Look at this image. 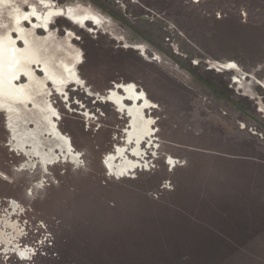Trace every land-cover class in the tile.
Wrapping results in <instances>:
<instances>
[{
  "label": "rangeland",
  "instance_id": "374dc122",
  "mask_svg": "<svg viewBox=\"0 0 264 264\" xmlns=\"http://www.w3.org/2000/svg\"><path fill=\"white\" fill-rule=\"evenodd\" d=\"M51 5L71 13L47 24L20 21L29 10L46 17ZM88 13L103 23L71 20ZM0 51L22 61L19 70L41 65L62 76L57 70L67 64L82 80L58 92L38 72L36 82L23 76L18 84L58 108L77 165L66 156L45 173L21 170L31 158L12 149V117L0 111L1 221L17 202L21 233L16 249L0 244V264L102 263V245L124 234L122 216L135 209V197L160 200L174 188L168 171L192 150L264 162V0H0ZM39 82L47 84L43 95ZM122 83L148 97L158 146L157 157H147L150 170L116 178L107 174L106 156L122 144L128 123L102 96ZM19 107L18 125L32 126L33 105ZM256 223L237 256L222 248L218 264H264V218Z\"/></svg>",
  "mask_w": 264,
  "mask_h": 264
},
{
  "label": "crops",
  "instance_id": "0c3cea01",
  "mask_svg": "<svg viewBox=\"0 0 264 264\" xmlns=\"http://www.w3.org/2000/svg\"><path fill=\"white\" fill-rule=\"evenodd\" d=\"M182 160L160 200L135 197L100 264H218L222 248L237 256L240 238L250 241L242 235L264 218V162L201 150Z\"/></svg>",
  "mask_w": 264,
  "mask_h": 264
},
{
  "label": "bare ground",
  "instance_id": "6f19581e",
  "mask_svg": "<svg viewBox=\"0 0 264 264\" xmlns=\"http://www.w3.org/2000/svg\"><path fill=\"white\" fill-rule=\"evenodd\" d=\"M67 13H71V10L66 12V10L62 11L61 9L53 8V5H51L46 17L44 15H36V12H30L29 10L23 15H20L19 18H21L20 21L22 22H24L23 20L36 18V22L47 24L52 22L55 16ZM70 16H72L73 19L69 17V14L67 17L73 22L76 21V23H87L89 21L95 22L96 24L103 23L101 17L95 16L93 13L82 16L70 14ZM45 28L50 29L48 25H46ZM21 62L22 61L19 59L6 56L0 51V111L9 113V116L12 117H10L11 119L9 118L10 121L8 120V122H10L9 128H12L14 135L12 149L18 150V148H20L23 155L28 157L27 160L31 158V161L21 164V170L34 168L42 170L45 173V170H50L52 165L63 163L66 156L69 160L67 162L77 165L78 158L72 149V142H70L68 137L61 131L60 124L57 122V119L60 118V113L56 110L58 108L54 103H47L46 100L42 102L34 101L27 93L23 92L27 87L24 88L23 84L19 87L18 84H20L23 76L27 79V84L36 82L38 72L49 77L47 80L51 82L53 86L57 87L58 92L59 90L63 91L64 86L68 88V86L77 83L78 79L80 81L82 80L76 75L72 65L63 64L62 67H59L57 71L62 72V76H60L53 71H48L44 66L41 68V65H39L38 72L37 70L32 72L19 70L18 67L22 64ZM222 68L223 67H220V69ZM23 72H27V74ZM46 85L47 84L44 82H39V90L43 91H40L41 95L46 93L44 92L47 88ZM55 89L56 88H53V90ZM110 93L111 96L109 98H107L108 96L102 97L106 101H109L110 105L113 107L115 105L117 107H115L117 110L113 109V111L124 115L125 122L128 123V126H126L127 129L122 132V144H118L117 148L106 156L105 164L109 171L107 174L113 175L116 178H121L129 174L132 175L138 170H150L151 161L147 157L150 154L157 157L156 147L158 144L156 143L155 137L157 133H155V128L152 125L153 120L148 118L145 114L151 104L148 97L145 92H140L134 83L119 84L117 85V89L110 91ZM53 94V98H58L59 94L56 91ZM45 97H48V95H45ZM99 97H101V95H99ZM24 104H32L37 113L38 119L32 121V126L27 125V123L18 125L16 122L19 120L18 115H22L24 112L19 106H23ZM23 120L24 118H20V121ZM19 130L22 131L19 132ZM146 144L148 145L146 146ZM149 148L152 149V152L149 151ZM168 161L172 165H176V159L170 156L168 157ZM169 183L170 182L167 181V184ZM11 208L13 211H11ZM11 208L10 211H8L9 214L4 217V226H2L3 221H1L2 215L0 214V244L5 243L6 251H10L11 242L14 248H17L18 245L15 240L21 235L18 225L19 221L13 216L15 211L18 210L17 202L12 201ZM10 229L12 232H16L17 236L13 235L11 238L7 232V230ZM18 251L21 252L22 255H25V257L29 256L27 249L19 248Z\"/></svg>",
  "mask_w": 264,
  "mask_h": 264
}]
</instances>
